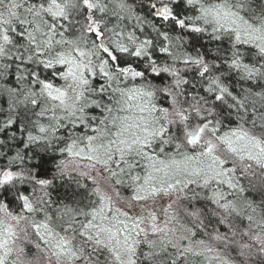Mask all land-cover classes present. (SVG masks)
<instances>
[{
  "label": "snow or ice",
  "instance_id": "1",
  "mask_svg": "<svg viewBox=\"0 0 264 264\" xmlns=\"http://www.w3.org/2000/svg\"><path fill=\"white\" fill-rule=\"evenodd\" d=\"M0 264H264V0H0Z\"/></svg>",
  "mask_w": 264,
  "mask_h": 264
}]
</instances>
